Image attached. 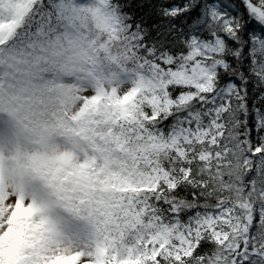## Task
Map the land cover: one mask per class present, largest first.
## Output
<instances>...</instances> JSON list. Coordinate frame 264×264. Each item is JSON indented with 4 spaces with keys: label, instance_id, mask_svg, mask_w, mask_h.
<instances>
[{
    "label": "snow or ice",
    "instance_id": "6c2138e0",
    "mask_svg": "<svg viewBox=\"0 0 264 264\" xmlns=\"http://www.w3.org/2000/svg\"><path fill=\"white\" fill-rule=\"evenodd\" d=\"M0 264H264V0H0Z\"/></svg>",
    "mask_w": 264,
    "mask_h": 264
}]
</instances>
